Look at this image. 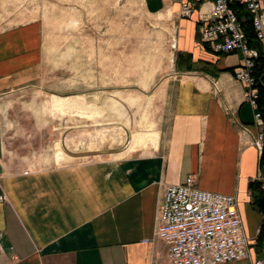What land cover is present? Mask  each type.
<instances>
[{
  "label": "crops",
  "instance_id": "crops-1",
  "mask_svg": "<svg viewBox=\"0 0 264 264\" xmlns=\"http://www.w3.org/2000/svg\"><path fill=\"white\" fill-rule=\"evenodd\" d=\"M209 9L179 22L171 104L155 144L120 158L25 166L5 154L4 97L41 77L44 32L12 0H0V264H168L156 235L159 206L164 186L188 176L201 189L235 196L247 236L257 237L256 108L233 71L241 53H216L200 36Z\"/></svg>",
  "mask_w": 264,
  "mask_h": 264
},
{
  "label": "rangeland",
  "instance_id": "rangeland-1",
  "mask_svg": "<svg viewBox=\"0 0 264 264\" xmlns=\"http://www.w3.org/2000/svg\"><path fill=\"white\" fill-rule=\"evenodd\" d=\"M12 6L42 23L44 58L38 81L4 97L2 142L10 163L120 158L156 143L171 104L183 19L174 0H12Z\"/></svg>",
  "mask_w": 264,
  "mask_h": 264
},
{
  "label": "built area",
  "instance_id": "built-area-1",
  "mask_svg": "<svg viewBox=\"0 0 264 264\" xmlns=\"http://www.w3.org/2000/svg\"><path fill=\"white\" fill-rule=\"evenodd\" d=\"M179 4L181 18L210 4L209 11L200 15V36L212 44L216 53H241L235 78L244 84L246 100L256 108L258 90L253 67L258 51L249 45L238 6L249 11L257 38L264 41V0H180ZM255 118L259 130L254 145L262 156L264 129L257 108ZM256 181L264 193V161ZM158 215L156 235L167 245L168 264H224L239 260L264 264V250L261 257L257 252L258 235L250 238L246 234L238 199L199 188L194 176H188L185 183L164 186ZM262 226L264 215L258 234Z\"/></svg>",
  "mask_w": 264,
  "mask_h": 264
},
{
  "label": "trees",
  "instance_id": "trees-1",
  "mask_svg": "<svg viewBox=\"0 0 264 264\" xmlns=\"http://www.w3.org/2000/svg\"><path fill=\"white\" fill-rule=\"evenodd\" d=\"M237 9V6H235ZM238 15L241 20H244L243 27L245 34L248 38L249 45L251 48L258 51V55L255 58V64L253 67V75L256 80L255 87L258 90L257 109L262 114V124L264 125V48L261 41L257 38V34L252 24V19L249 11L244 6H238ZM237 68H233L236 72ZM264 161V147L261 156V162ZM252 189L254 194V205L264 215V193L261 185L258 181L252 182ZM264 250V228L262 226L260 233L258 234L257 251L263 252Z\"/></svg>",
  "mask_w": 264,
  "mask_h": 264
},
{
  "label": "bare ground",
  "instance_id": "bare-ground-1",
  "mask_svg": "<svg viewBox=\"0 0 264 264\" xmlns=\"http://www.w3.org/2000/svg\"><path fill=\"white\" fill-rule=\"evenodd\" d=\"M99 122V121H98ZM153 135V134H152ZM140 140V139H139ZM143 141V140H142ZM139 144V143H138ZM142 144H144L143 146H147V143L144 141ZM149 145V144H148ZM130 149H131V151L134 149V146L133 145H131L130 146ZM123 152V151H122ZM60 161V160H59Z\"/></svg>",
  "mask_w": 264,
  "mask_h": 264
}]
</instances>
